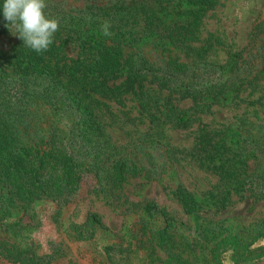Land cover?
Segmentation results:
<instances>
[{"label":"rangeland","instance_id":"obj_1","mask_svg":"<svg viewBox=\"0 0 264 264\" xmlns=\"http://www.w3.org/2000/svg\"><path fill=\"white\" fill-rule=\"evenodd\" d=\"M146 1L46 3L59 20L74 22L88 5L95 11L115 5V11ZM154 4L164 32L138 46L185 83L196 78L200 93L175 104L187 122L175 126L163 114L156 119L153 110L149 115L129 101L110 102L88 114L87 131L93 133L94 124L99 129L89 143L100 167L126 158L140 171L117 184L97 170L81 171L66 202L37 201L35 211L30 207L23 218L19 213L21 226L4 227L0 264H264V196L249 180L241 183L245 164L255 172L264 169L258 159L264 149V0ZM15 41L12 31L0 34L2 49ZM67 53L76 54L71 47ZM211 84L216 87L207 89ZM152 202L160 210L145 232L141 207ZM89 213L103 223L92 238L84 227ZM133 227L144 233L143 243L129 245L127 231ZM157 229L168 231L162 242L153 239ZM233 241L245 245L240 254ZM107 246L117 254L123 249L126 260L106 255Z\"/></svg>","mask_w":264,"mask_h":264},{"label":"trees","instance_id":"obj_2","mask_svg":"<svg viewBox=\"0 0 264 264\" xmlns=\"http://www.w3.org/2000/svg\"><path fill=\"white\" fill-rule=\"evenodd\" d=\"M154 1L130 3L127 10L119 7L115 11V5L105 11H95L88 5L78 20H59L53 44L40 54L23 46L16 34L9 48H0L1 233L4 227L21 226L19 213L23 212V218L30 207L35 211L37 201L66 202L70 184L79 183L85 169L97 170L98 176L104 174L114 184L138 174L140 168L129 165L126 158L112 160L110 167H100L102 160L90 144L99 129L94 124L90 134L84 126L85 117L95 109L110 102L124 105L129 101L149 115L153 110L157 113L154 118L163 114L175 126L187 122L179 117L181 111L175 104H179L177 98L200 93L195 87L196 78L185 83L186 79L159 65L138 46L164 32L161 22L156 21ZM3 2L0 0V34L6 35L11 31L3 16ZM54 12L47 4L46 14L58 18ZM105 22L110 24L111 36L103 35ZM69 47L76 54L69 55ZM215 87L211 84L207 89ZM261 156L258 159L264 163V149ZM153 168L143 167L141 171L154 172ZM256 170H248L245 164L241 183L246 186L249 182L251 188L259 186L257 193L264 196V169ZM141 208L142 230L147 232L149 220L160 209L155 202ZM84 227L92 238L103 223L97 213H89ZM127 233L129 245L143 243L144 233L139 235L134 227ZM167 233V229H157L153 239L162 242ZM5 243L0 239V244ZM240 244L231 243L238 254L245 248ZM113 250V246H107L106 255L126 260L123 249L119 254Z\"/></svg>","mask_w":264,"mask_h":264},{"label":"clouds","instance_id":"obj_3","mask_svg":"<svg viewBox=\"0 0 264 264\" xmlns=\"http://www.w3.org/2000/svg\"><path fill=\"white\" fill-rule=\"evenodd\" d=\"M46 0H4L2 10L7 27L23 41V46L40 54L47 51L59 30L58 18L46 14ZM110 24L102 25L103 35L111 36Z\"/></svg>","mask_w":264,"mask_h":264}]
</instances>
